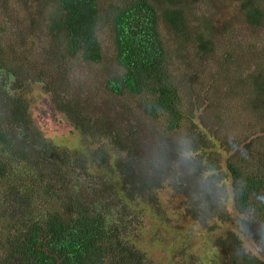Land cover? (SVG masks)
<instances>
[{
  "label": "trees",
  "instance_id": "trees-1",
  "mask_svg": "<svg viewBox=\"0 0 264 264\" xmlns=\"http://www.w3.org/2000/svg\"><path fill=\"white\" fill-rule=\"evenodd\" d=\"M8 1L0 0V264H158L144 251L147 242L169 245L167 264H198L194 238L208 240L218 222L236 229L214 238L219 255L207 260L264 264V63L242 66L243 55L223 51L204 77V62L185 58L188 41L201 57L217 52L209 14L197 16L193 28L187 20V7L205 0H24L43 18L29 47L11 38ZM158 3L166 4L162 12ZM238 3L251 26H264V0ZM160 21L175 49L167 46ZM103 27L110 33V60ZM38 48L43 51L31 60ZM175 51L185 65L181 74L173 70ZM78 62L102 72L112 68L103 85L109 96L135 100L133 109H122L133 114L126 126L91 113L96 106L70 93ZM191 69L202 82L198 93L184 90ZM222 79L229 97L246 106L238 121L258 135L218 134L223 106L209 92L218 91ZM35 85L78 131L86 153L54 144L50 117L31 97ZM186 101L192 108L183 130ZM142 127L151 132L147 150L139 147ZM165 186L180 221L162 206ZM217 189L231 194L235 219ZM148 218L160 227L144 234ZM243 236L257 244L258 255L245 248Z\"/></svg>",
  "mask_w": 264,
  "mask_h": 264
},
{
  "label": "rangeland",
  "instance_id": "rangeland-1",
  "mask_svg": "<svg viewBox=\"0 0 264 264\" xmlns=\"http://www.w3.org/2000/svg\"><path fill=\"white\" fill-rule=\"evenodd\" d=\"M109 1V0H107ZM29 2L24 0H9L6 12L8 13L7 18V28L11 31L10 34H13L11 37L14 40L26 41V46H33L34 44L30 43L31 38L38 39L39 31L43 23V18L40 17L36 8L27 5ZM158 11L162 12L166 8V4L158 3ZM202 10H199V8ZM208 13L211 20V25L213 28L212 32V47L217 49V52L214 58L208 56L207 58L201 57L197 52V47L191 42H186L183 52L185 58H188L191 63H198L203 61V67L207 71L204 73L206 77L209 72L216 69V58H220V54L223 51H232L237 52L243 55L241 58L242 66H256L264 63V56L261 51L264 48V26H251L244 18L242 10L239 9L238 0H205L198 3H193L187 7V20L189 21L190 27H194V19L197 16L203 15V13ZM162 22V23H161ZM160 31L168 47L175 49V40L173 39L172 33L169 31L168 26L160 21ZM101 39L102 45L107 50V60L112 59V43L109 38L110 33L106 27L102 28ZM26 37V38H25ZM26 39V40H25ZM29 40V41H28ZM36 42V41H35ZM41 49V50H40ZM43 51L42 48H38L35 51H31L30 58L31 60H36L39 53ZM174 65L173 70L175 73L181 74L185 65L180 63L181 58L177 57V52H174ZM102 64L98 65L101 66ZM111 67H106L102 72L97 67H92L83 63H76L71 69V76H69V91L71 94H81L88 105L96 106L91 113L100 114L104 113L108 119L111 121V124L124 127L126 126V120L130 119L133 114L132 110L129 116H127L123 107H131L133 109L135 100L130 97H118L113 98L109 96L108 92L104 89L103 85L105 84V74L111 70ZM209 69V70H208ZM186 81H184V90L190 92L198 93L200 86L202 85L200 77L195 74H190L193 69L190 71L187 70ZM102 74V75H100ZM223 83L219 84V90L215 92H209L210 97L216 98L217 107L223 106L222 117L225 116V119L218 123V134H235L234 136L244 139L250 138L258 135L257 128L243 125L238 121V112L240 107L246 108L244 104L239 100L238 97H229L227 94V81L222 79ZM195 82V83H192ZM40 85H35L32 87V99L37 101V105L40 109L44 110V116L50 117L46 119L47 123L50 126H53V141L58 148H64L70 152L78 150V152L86 153L88 149L82 143V140L78 136V131L73 128V125L68 121L66 116L57 111L51 104L49 98L44 94L40 89ZM227 91V92H226ZM110 98V100H109ZM198 102L201 104L200 99ZM240 102V103H238ZM105 107V108H101ZM192 106L189 105L186 101L185 106L183 107L184 119L182 129L186 130L190 126L189 122V112L191 111ZM105 109V111H100ZM119 116L121 119H119ZM143 128V127H142ZM217 128V126H216ZM143 138L139 142V147L144 150H147L148 144L151 142L150 136L151 132L149 127L143 128ZM255 132V134L253 133ZM254 140L260 141V138L255 137ZM264 146V141L261 139L259 142V147ZM257 148V147H255ZM218 187H221L216 183ZM168 187H164L161 190L160 198L162 206L168 211H174L170 216L174 221L182 220L183 216L179 210L175 208L176 202L173 199L172 194L169 192ZM219 190V189H217ZM217 197H220L225 204L227 210L230 212V215L235 219L238 215L233 209V200L231 194L227 195V192L219 190ZM205 203L208 204L206 198ZM174 207V209L171 208ZM211 223V222H210ZM218 227L215 228L213 234H208V240L203 239L204 237L194 238L197 239L193 242L191 250L200 254L198 264H213L211 260H207L209 257L213 256V259H216L218 254L217 248L213 246L214 238L226 231L235 232L236 227L231 223H222L218 222ZM160 225L158 222H153L151 218L147 219L146 225L143 227L144 234H151L159 230ZM138 235H140L138 233ZM244 240V245L246 249H250L252 254L258 255L259 249L257 244H255L249 237L247 239L245 236L242 237ZM145 241V239H144ZM142 247L144 251L158 264H167L168 263V247L169 245L163 246L157 242L143 243ZM146 249V250H145Z\"/></svg>",
  "mask_w": 264,
  "mask_h": 264
}]
</instances>
